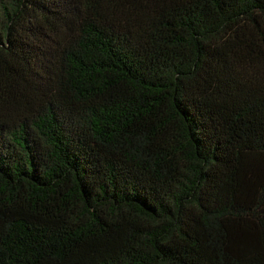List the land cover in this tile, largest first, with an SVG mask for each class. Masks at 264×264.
<instances>
[{
  "label": "trees",
  "instance_id": "1",
  "mask_svg": "<svg viewBox=\"0 0 264 264\" xmlns=\"http://www.w3.org/2000/svg\"><path fill=\"white\" fill-rule=\"evenodd\" d=\"M0 264H264V0H0Z\"/></svg>",
  "mask_w": 264,
  "mask_h": 264
}]
</instances>
